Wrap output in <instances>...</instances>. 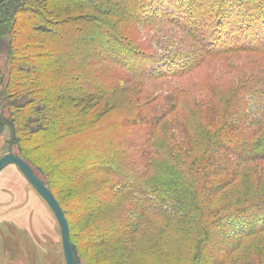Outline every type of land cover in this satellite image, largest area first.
<instances>
[{
    "label": "trees",
    "instance_id": "16d2710c",
    "mask_svg": "<svg viewBox=\"0 0 264 264\" xmlns=\"http://www.w3.org/2000/svg\"><path fill=\"white\" fill-rule=\"evenodd\" d=\"M133 2L0 0V51L7 41L12 43L6 53L7 71L0 73V124L10 126L18 156L31 168L37 166L33 172L53 194L70 197L73 217L86 222V244L111 251L115 247L106 256L113 264H136L137 255L148 252L162 254L157 244L168 248L171 235L188 242L190 264H264V248L256 246L264 245V221L238 235L233 248L222 251L220 241L230 221L247 228L241 220L251 221L253 212L264 215V71L246 80L227 108L219 109L213 101L207 104L209 109L201 114L208 125L198 123L192 132L187 122L175 116L166 141L158 140L157 131L176 110L177 96L168 95L162 106L150 104L144 113L125 115L121 112L124 103L101 110L102 102L95 100L111 98L126 83L91 87L93 82L83 72L88 59L107 49L112 52L110 62L119 65L117 47L100 51L99 42L89 41L97 34L102 35L100 42L106 39L124 49V56L140 57L143 50L123 28L142 20L165 23L173 32L171 38L181 31L180 42H191L188 49L152 57L157 68L179 59L189 64L169 75H185L204 60L226 54L264 55V45H254L264 44V0ZM250 4H257L255 10ZM234 7L237 11L232 12ZM254 35L256 42H242L247 36L252 41ZM13 40L22 46L15 48ZM203 40L209 44L206 50L200 47ZM195 48L200 49L198 55ZM125 66L135 71L128 62ZM232 102L236 105L230 106ZM114 112L117 119L103 123ZM145 124L151 131L139 137H125L121 131V127L130 130ZM178 128L187 136L177 135ZM134 151H141L142 158H136ZM143 159L145 163L138 162ZM252 166L261 169L255 184L248 179ZM241 179L256 188L253 195L246 192L245 199L231 206H211L218 194ZM58 202L65 212L64 202ZM239 249L250 254L243 261L229 263Z\"/></svg>",
    "mask_w": 264,
    "mask_h": 264
},
{
    "label": "rangeland",
    "instance_id": "374dc122",
    "mask_svg": "<svg viewBox=\"0 0 264 264\" xmlns=\"http://www.w3.org/2000/svg\"><path fill=\"white\" fill-rule=\"evenodd\" d=\"M129 2L134 4L133 0H129ZM140 4L142 5V2ZM229 5L232 6L231 3ZM250 5L255 10L257 4ZM235 7L232 12L237 11ZM203 11L207 12L209 9L205 8ZM153 15L158 14L153 12ZM26 27H29L27 23L25 24ZM18 28L21 29L20 27ZM127 32L132 37H135L136 43H133L140 46L143 50L140 53L141 56H137V58L133 56L126 57L122 53L124 49L121 50V47H118L115 42H111L110 44L106 39L100 42L102 35L97 34L93 40L89 41L93 43L99 42L97 49L100 51L102 50L101 47H117L118 51L114 53L121 56L119 61H117L119 65L110 62L109 59L112 56L110 49H107L100 56L98 55L99 52H97L92 58L88 59L89 66L83 70L85 73L84 77L88 79L89 83L93 82L91 87L125 85L126 83L125 88H119V90L114 91L111 98H109L110 96H106L103 99L99 98L95 100L96 103L102 102L101 110L110 105L114 106L124 103L125 110L121 112L125 115L147 112L146 108L150 104L162 106L166 104L165 100L168 95L169 97L172 94L177 96L178 104L176 110L163 120V126L157 131L158 140L160 141H166L171 136V131L169 132L167 128H170L171 123L175 122L173 120L175 116L187 122V128L192 132L198 123L208 125V123L204 124L207 120L201 114H205V108L206 110L209 109L207 104L213 101L214 104H218L219 109L227 108L229 99L235 92L242 90L245 81L256 72L260 70L264 71V55L241 53L208 58L197 68L191 70L190 73L181 76L169 75L168 73L178 72L188 67L189 64L183 59H179L178 61L175 60L172 63L173 65H161L162 67L157 68L155 67L157 62H154L152 57L160 55L165 51L171 55V52H175L179 48L188 49L191 46V42L188 39H185L183 43L180 42L181 38L179 35H181V31L178 32V36H175L176 38H171L173 32L170 31V27L167 24L161 22L147 24L142 20L139 23L124 25L123 33ZM208 33L206 36L209 35L210 38L211 35ZM130 34L128 37L131 39ZM194 34L200 37L199 34ZM249 36H247V40L243 38L242 42H247V45L250 42L251 44L253 41L256 42L255 35L252 41H249ZM158 37H161L160 41L157 40ZM66 43L68 46L72 44L68 39ZM233 43L236 45L239 44V41L236 43L234 39ZM11 44L10 40L7 41L3 50L0 51V73H6L7 71L8 58L6 53ZM254 45L259 47L264 44L258 45L256 43ZM13 46L17 48L22 45L17 40H13ZM202 46L206 50L209 44L207 45L206 40H203L200 41V47L202 48ZM198 48L195 49L197 50ZM89 50L90 48L85 49V51ZM199 50H197V55ZM143 53L145 58L142 55ZM146 53L151 56H148ZM141 58L144 59L142 60ZM164 59L165 57L162 61ZM127 62L131 66L130 69L135 70L136 74L126 69L127 66L125 64ZM157 73L165 74L160 76ZM86 89L89 88L86 87ZM203 103L205 106H203ZM235 105L233 102L230 104V106ZM194 113H199V117ZM225 116L226 114L221 119L223 120ZM115 119H117V115L114 112V115L110 119L103 121V123H112ZM248 121H250V118ZM120 127L121 125H119ZM178 130L177 135L181 133L183 137L187 136L182 129L178 128ZM121 131L125 137L134 138L151 131V129L149 125L145 124L130 130L129 128L121 127ZM171 145H174V141L171 142ZM79 149V145L76 144L75 150ZM180 150L183 151L181 147ZM10 152L18 155V148L13 141L10 126L7 123H2L0 124V159ZM133 153H136V158H142L141 151H134ZM35 154L41 160V155L39 153ZM152 160H155L154 156ZM156 160L159 161L160 156ZM145 161L143 159L138 162L143 164ZM36 167L32 166L35 172ZM248 170L251 171V176L248 179L252 180L253 184H255V178L261 174V169H256V166H252ZM38 177L40 179L39 175ZM246 182L241 179L223 190L218 194L211 206H231L233 203L240 202L239 198L245 199L248 196L247 193L253 195L256 188ZM55 196L60 202H64L65 206H63L66 208V214H68V217H66L69 221L70 240L77 264H113L112 261H109V257L106 259V256L110 252H115V247L111 251L110 248L105 249L104 246L86 244V237L84 235L86 222L84 220H76L73 217L74 215L70 208V197L65 198L67 195L60 192H55ZM251 215L252 213L249 216ZM263 221L264 215L262 214V217H259L254 212L251 221H247V219L245 221L241 220V223L246 224L247 228L241 227L240 223L230 221L231 227L224 229L223 235H221L220 241L223 242L221 250L225 251L227 248H233L235 246L233 241L236 240L238 235H241L243 231L248 232L251 229L262 226ZM81 237L84 238L82 239ZM258 245L264 248V245H261V243L256 244V246ZM157 246H159L158 249L162 254L157 253L155 256L148 252L144 256L137 255L134 262L136 264H190V260L188 259L189 244L186 241H182L179 235H171L168 248L162 244H157ZM249 254L250 252L247 250H236L232 254L229 263L232 261H243ZM0 264H66L61 229L53 211L15 165L6 167L0 173Z\"/></svg>",
    "mask_w": 264,
    "mask_h": 264
},
{
    "label": "water",
    "instance_id": "95a60500",
    "mask_svg": "<svg viewBox=\"0 0 264 264\" xmlns=\"http://www.w3.org/2000/svg\"><path fill=\"white\" fill-rule=\"evenodd\" d=\"M10 165H15L18 167L25 179L51 208L61 229L66 264H77L70 241L69 222L63 208L59 204L53 192L35 175L32 168L25 162L23 158L11 152L5 154L0 159V173Z\"/></svg>",
    "mask_w": 264,
    "mask_h": 264
}]
</instances>
